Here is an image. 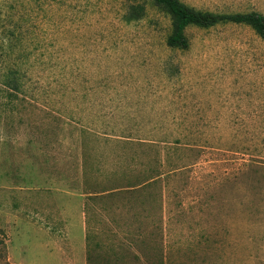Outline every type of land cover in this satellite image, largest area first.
I'll return each instance as SVG.
<instances>
[{"label":"rangeland","instance_id":"1","mask_svg":"<svg viewBox=\"0 0 264 264\" xmlns=\"http://www.w3.org/2000/svg\"><path fill=\"white\" fill-rule=\"evenodd\" d=\"M139 1L0 0V264H264V38Z\"/></svg>","mask_w":264,"mask_h":264},{"label":"trees","instance_id":"2","mask_svg":"<svg viewBox=\"0 0 264 264\" xmlns=\"http://www.w3.org/2000/svg\"><path fill=\"white\" fill-rule=\"evenodd\" d=\"M164 12L171 18V33L167 38V45L174 49H188L189 39L187 28L191 26L210 28L220 23L245 24L250 26L259 36L264 38V15L259 12L214 14L196 10L181 0H143L129 6L126 20H139L146 14V3ZM160 263L164 264L163 257Z\"/></svg>","mask_w":264,"mask_h":264}]
</instances>
